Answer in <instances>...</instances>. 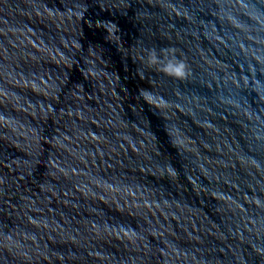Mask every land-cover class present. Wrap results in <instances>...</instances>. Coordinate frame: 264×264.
<instances>
[{"label":"water","instance_id":"obj_1","mask_svg":"<svg viewBox=\"0 0 264 264\" xmlns=\"http://www.w3.org/2000/svg\"><path fill=\"white\" fill-rule=\"evenodd\" d=\"M0 264H264V0H0Z\"/></svg>","mask_w":264,"mask_h":264}]
</instances>
